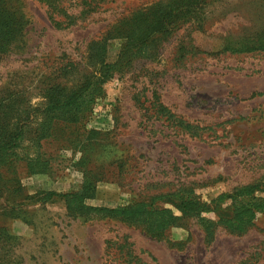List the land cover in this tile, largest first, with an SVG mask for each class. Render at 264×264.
<instances>
[{
  "label": "rangeland",
  "instance_id": "obj_1",
  "mask_svg": "<svg viewBox=\"0 0 264 264\" xmlns=\"http://www.w3.org/2000/svg\"><path fill=\"white\" fill-rule=\"evenodd\" d=\"M160 1L59 0L52 18L42 0H0L20 28L0 44V136L21 133L1 152L0 264H264V51L224 49L264 29V0H209L116 67L120 21ZM57 92L87 104L42 139ZM252 191L253 224L219 217Z\"/></svg>",
  "mask_w": 264,
  "mask_h": 264
},
{
  "label": "trees",
  "instance_id": "obj_2",
  "mask_svg": "<svg viewBox=\"0 0 264 264\" xmlns=\"http://www.w3.org/2000/svg\"><path fill=\"white\" fill-rule=\"evenodd\" d=\"M48 5V9L51 17H55V12L59 10L58 3L59 0H42ZM209 0H164L156 3L152 9L149 17L143 16V14H136L131 18L124 19L120 21V31L124 32L123 36L127 40L128 43L124 45V49L128 51V57L126 55L121 56L119 63L115 66H125L129 67L131 64V60L136 57L138 53L141 52L143 48L148 47L149 42H153L154 45L161 41L162 38L169 35L174 29H177L181 25L185 24L189 18L190 10L196 8L198 5H202ZM88 6L92 5L90 1L87 3ZM87 12L83 9L80 15H85ZM1 15V13H0ZM73 20L74 17L70 16L67 20ZM76 19V18H75ZM0 21V44L2 47H6L8 45V41L14 35L16 37L20 34V28L13 27L11 28L9 23H3ZM71 23V21H70ZM56 24L62 25L63 22L56 21ZM119 30V27H118ZM257 47L258 50L264 51V29L260 31H255L252 35L243 36V37H234L228 36L224 39V49H231L236 51H242L247 47ZM104 56L101 55L100 59ZM112 69H108L106 71V75L110 73ZM52 99H50L52 114H48L44 116L43 123H40V137L43 139L47 137V132L50 130L53 125V121L56 119L67 120L68 122L75 124L78 121L77 116L82 112V107L87 104L86 100L81 98L79 99L77 95H62L61 92L54 93ZM21 137V133L18 131H5L0 136V178L3 177V171L6 167V160L10 158L11 155L8 153L1 152H10L15 149L18 144V140ZM19 160H25L28 162V167L30 171L33 173L32 165L30 164L32 160L21 157ZM37 161V165H42L39 160ZM263 192V191H260ZM63 196V195H62ZM89 195H86L83 190L82 193L65 195V203L69 208L70 198H74L78 202V206L83 208V200L89 198ZM175 201L174 206L176 209L183 213L195 212L194 208L195 203H186L185 201H181V203L176 204ZM233 204V205H232ZM193 205V206H190ZM232 209L222 208L220 207L218 214L219 217H227L231 223H238L248 221L253 224L251 219L257 215L258 212H263V202H261L260 198L255 197V191L250 192L247 195H242L232 200ZM237 207L238 210L247 211L249 215H251L248 219H246L244 214L240 216L242 212H234V208Z\"/></svg>",
  "mask_w": 264,
  "mask_h": 264
}]
</instances>
